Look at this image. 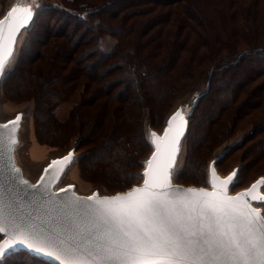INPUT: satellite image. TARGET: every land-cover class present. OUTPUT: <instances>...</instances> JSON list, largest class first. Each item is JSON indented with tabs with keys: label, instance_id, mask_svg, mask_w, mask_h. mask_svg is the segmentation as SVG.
I'll use <instances>...</instances> for the list:
<instances>
[{
	"label": "rangeland",
	"instance_id": "rangeland-1",
	"mask_svg": "<svg viewBox=\"0 0 264 264\" xmlns=\"http://www.w3.org/2000/svg\"><path fill=\"white\" fill-rule=\"evenodd\" d=\"M12 1L13 0H0V17L3 15L7 5ZM58 1L59 0H37L39 7H36L37 3H34L33 7L38 11L42 8L37 13L38 15L41 11ZM237 1L241 2L240 5L243 7L242 16L230 17V15H228L227 21L229 25L225 30L221 27L219 22L214 21L210 24L207 18L208 15L198 16V20L203 21V31L208 29L206 34L207 40L205 44L197 47L194 45L196 37L194 38L192 34L187 36L189 39L183 46L182 52V58H185L183 59L186 63L185 66H188L187 75H185L184 79H176L168 84H164L163 81L160 80H149L152 84L155 83L149 91L146 88L148 87L147 84L149 81L133 87H128V78L124 79L122 77L121 81H118V77L122 71L120 66L126 67L125 63H122V65L121 63H115L119 65L120 69H118V71H116L117 69L110 70L107 78L102 76L105 68L91 70L86 69L83 63H78L75 72H72L70 68L66 71V74L69 75L72 81L70 84H62V82L54 83L59 86L60 91L59 94L55 96V100L50 107L53 113L49 111L48 114L45 113L44 116L37 118V120L34 117V110L39 107L40 101L35 98H29L31 97L29 93L41 82L34 81L30 78V81L27 83L24 80H20V77L16 80H12L13 76H9L20 57L21 46L27 31L23 32L13 61L8 66V69L11 70L5 75L0 85V123L13 119L17 114L23 115L17 132V144L12 152L13 163L21 170L22 179L30 184H34L40 176L44 166L47 165L51 159L62 156L63 153L70 148H75V158L78 157L81 159L85 152L88 157L84 158L86 160L83 159L80 163L78 159V161L74 162L66 169L58 185L55 187V190L67 184H71L74 186L75 192L79 194H90L94 190H97L100 194L123 191L125 188H120L126 181L122 178L135 177L133 172L137 175V171L141 167L140 161L149 152L150 146L149 149H145L142 146L132 145L134 151L138 152L135 159L139 158L138 162L140 167L135 169L136 163H132L131 170H129L130 164H127L129 161H127V163H118L120 160L117 159V165L111 162L116 160L111 159L112 153L115 152L113 147L109 152H102V150H100L101 153L97 154L94 153V151L102 146V143L100 144V142L96 141L94 138L85 140L84 143L81 142L82 138L88 137L87 129L86 127H82L85 128V131L80 133H76L75 130L82 122L87 121L88 123L91 117L94 116L95 103L101 101L97 99L98 97H96V93H94L98 83L103 86V92L109 89L110 92H112L111 96H115L116 94L121 95V92L124 93L123 97H120L121 101H117V99L110 97L107 98V96L102 97V101L108 103L109 109L113 110L116 108L113 114L116 113L119 115V120L122 122L121 126L124 130L129 129L128 122L126 121L127 113L131 114L133 110V114L136 113L134 116L141 118V116L143 117L145 114H143V110L146 112L149 108L148 110H150V113L145 117L144 122L150 125L152 129L159 132L162 129L166 116L173 109L179 108L185 112L188 111L191 98L201 91H204L208 78L211 80L210 93L204 98L203 104L201 103L196 111L193 119L194 123L191 127L192 131L188 134V127V132L182 142L181 152L173 173L176 182L183 185H193L201 182L202 184L200 186L206 187L207 163L209 160L218 156H220V159L217 161L216 167L221 175L226 174L233 167L239 169V174L235 181V185L239 183V187H232V192L246 187L250 181L258 176H264V114L260 116L259 120L253 121L257 124V127L254 129V134L250 135V132L253 131V125L252 123H246L244 119L234 127L226 128V125L224 127V118L221 115L224 112L220 109V106H224L227 101H233L232 93L240 86L238 83L231 82L232 80L228 78L230 75L232 77L234 72L229 71L230 69L225 70L223 68L230 66L229 64L233 61L232 59L243 50L256 52L264 48V0ZM135 2H138V0H135ZM41 4L43 6L40 8ZM219 4L223 5L224 8L222 11L224 14H227L226 7L230 6V0H227L226 3L220 1ZM235 5L237 6L236 0ZM128 9L132 10V7H128ZM241 17L246 20L249 25L245 29L240 26L243 21L240 20ZM45 18L46 17L41 18L36 28L41 29L43 27L45 24L44 20L46 21ZM143 19L144 18H136L138 21ZM52 20H56L55 15ZM133 20L134 18L131 20L127 19L124 28H129ZM49 22L50 20L47 21L46 24ZM252 23H254L255 26L250 29ZM139 24L140 23L137 22L135 26L138 25L139 27ZM72 25L73 23H71L69 27H72ZM56 26L58 25L54 24L51 31H53ZM230 29L232 32L224 42V37H222L221 34ZM138 32V29L137 31L134 29L128 31L124 41L132 42ZM176 32L177 31L172 32L171 38H175ZM177 33L181 39L186 37V30L183 34ZM34 34L35 33L31 35V38H33ZM64 40L63 38L58 39L60 42ZM117 42L121 43L116 36L105 33L100 36L99 46L104 52H107L113 49ZM32 43L33 41L28 44V51H26L27 55L25 57L27 60L38 50L37 48L34 50L30 47ZM68 43L71 44L70 42ZM42 51V59L40 58L36 64L27 65L25 62V71L23 73L26 75L27 79L29 76L32 77V71H36L37 69L38 71H47L50 68L48 65L49 62L47 60L46 62L44 61V59H47L50 55L45 56L49 53L44 50ZM173 51L175 56L174 48ZM89 60L91 63L94 58L90 57ZM247 62L240 65L239 68L234 69V77L240 78L241 81H244V79L252 75L254 71H259L252 69V64H255L254 61L250 62L248 60ZM149 63H151L152 66L161 64V62L154 60L146 61L144 64L146 68L150 67ZM256 65L258 68L260 65L264 66V59H262L260 63H257L256 60ZM111 67L112 65L107 69ZM177 70L183 71V68ZM5 80L7 81L3 84ZM261 81H264V77H262L259 82ZM46 84L47 87H45V91L52 87L48 82H46ZM218 84L225 85L222 86V89L216 90L214 85L216 86ZM225 94H227V96H225ZM209 99H212V101L215 99V103L212 104V101H209ZM131 103L133 106L130 105ZM146 106L148 107L146 108ZM208 109L209 111L207 112ZM210 113H213L212 116H209ZM225 113L228 114L226 111ZM192 114L193 112L191 116ZM191 116L189 117V126ZM204 116H206L207 119ZM102 120L104 121L103 124L110 122L108 115H105ZM36 126L37 128L39 126V129H35ZM36 130L37 133L41 135V143H39L36 138ZM149 137L150 135L148 134V139ZM235 145H238V147H234ZM127 153L129 152L127 151ZM129 171L131 172L129 173ZM122 175L125 176L123 177ZM134 180L135 179H131L133 184H138L141 181V179ZM262 190L264 192V187ZM259 206L262 207L264 214V204ZM5 264L35 263H32L28 259L17 257L10 261H6Z\"/></svg>",
	"mask_w": 264,
	"mask_h": 264
},
{
	"label": "snow or ice",
	"instance_id": "snow-or-ice-1",
	"mask_svg": "<svg viewBox=\"0 0 264 264\" xmlns=\"http://www.w3.org/2000/svg\"><path fill=\"white\" fill-rule=\"evenodd\" d=\"M33 18L32 7L17 6L0 20V79L13 61L18 36L29 30ZM22 118L17 114L0 124V264L18 249L59 264H264V216L251 207L252 201L264 204V179L230 197L237 170L217 179L218 156L209 166L211 192L171 186L186 126L181 110L169 119L163 138L149 137L155 152L143 175L124 178L142 179L143 185L111 197L68 196L71 185L57 193L45 188L40 196L45 176L55 172L59 181L76 162L74 150L53 160L37 185L20 179L12 152ZM16 185L36 190L28 193L29 207L39 200L35 213L25 214L20 199L6 196Z\"/></svg>",
	"mask_w": 264,
	"mask_h": 264
},
{
	"label": "trees",
	"instance_id": "trees-1",
	"mask_svg": "<svg viewBox=\"0 0 264 264\" xmlns=\"http://www.w3.org/2000/svg\"><path fill=\"white\" fill-rule=\"evenodd\" d=\"M220 1L224 3L227 2V0H138V2H135V0H59L41 11L35 17L23 40L20 57L9 76H13L12 80H16L20 77V80H24L27 83L30 81V78L34 81L41 82L29 93V96H31L29 98H35L40 101L39 107L34 110V117L36 120L44 116L45 113L48 114L49 111H52L50 107L55 100V96H57L60 91L59 86L54 83L62 82V84H70L72 81L69 75L66 74V71L70 68L72 72H75L78 63H83L86 69L91 70L105 68L102 74L105 78L108 77V72L110 70L117 69L116 71H118V69L122 68L118 81H121L122 77L124 79L128 78V87L140 85L152 79L163 81L164 84L173 82L176 79H184L185 75H187L188 66H185L186 63L185 60H183L185 58H182V52L183 46L189 39L187 36L192 34L194 38L196 37L194 45L197 47L205 44L207 40L206 34L208 29L203 31V21L198 20V16L208 15L207 18L210 24L214 21L219 22L224 30L229 25L227 21L228 15H230V17L242 16L243 7L240 5L241 2L236 0V6L235 0H230V6L226 7L228 13L224 14L222 11L224 7L219 4ZM128 7H132V10H129ZM54 15L56 20H52ZM42 17H46V21L44 20L45 24L49 20L50 22L46 25L44 24L41 29L36 28ZM132 18H134V20L131 26L125 29V21L127 19L131 20ZM136 18L144 19L138 21ZM203 20L205 21L204 18ZM240 20H243L240 25L242 28L244 27L245 29L249 26L247 21L242 17ZM137 22L140 23L139 27L138 25L135 26ZM71 23H73V25L69 27ZM54 24L58 26L51 31ZM254 26L255 24L252 23L250 29ZM132 29L135 31L138 29L139 32L132 42H125L124 38L127 36L128 31ZM185 30L186 37L181 39L177 32L183 34ZM174 31H177L175 33V38H171V34ZM231 32L232 30L230 29L221 34V36L224 37V42L228 39V35L231 34ZM33 33L35 34L33 38H31ZM105 33L113 34L121 41V43L117 42L114 48L107 52H104L99 46L100 36ZM60 38L65 40L60 42L58 41ZM214 40L216 41L215 38ZM32 41L33 43L30 47L34 50L37 48L38 50L27 60L25 58L27 55L26 51H28V44ZM173 48L175 49V56ZM42 50L49 53L45 56L50 55V57L44 59L45 62L46 60L49 62L48 65L50 68L47 71H38V69L32 71V77L29 76L27 79L26 75L23 73L25 71V62L27 65L36 64L40 58L42 59ZM90 57L94 58L91 63L89 60ZM262 59H264V48L256 52L243 50L232 59L233 61L229 64L230 66L223 68L225 70L230 69L229 71L235 74L234 69L239 68L240 65L249 60L250 62H255V64H252V69L259 70L254 71L253 74L244 79V81L234 77V74L232 77L231 75L228 77L232 80L231 82L238 83L240 86L232 93L233 101H227L224 106H220V109L224 112L221 114L224 118V127L225 125L226 128L234 127L244 119L246 123H252L253 131L250 132V135L254 134V129L257 127V124L253 121L259 120L260 116L264 114V81L259 82L261 78L264 77V66L260 65L258 68L256 65V60L257 63H260ZM150 60L161 62V64L152 66V64L149 63L150 67L146 68L144 65L145 62ZM115 63H121V65L125 63L126 67L120 66L119 68V65ZM110 65H112V67L107 69ZM179 68H183V71H178L177 69ZM99 79L101 80L100 77ZM6 81L7 80H5L3 84H5ZM46 82L52 85V87L45 91V87H47ZM154 84L149 81L147 84L148 87H146L147 90L150 91ZM206 84L209 88L208 92L199 100L193 110L188 134L192 131L191 127L194 123L193 119L196 111L204 98L210 93V78L207 79ZM223 85L225 84L214 85V88L219 90L222 89ZM102 89L103 86L98 83L94 93H96L97 99L101 101L95 103L94 116L91 117L88 123L87 121L82 122L80 125L81 127L77 126L75 131L76 133L83 132L85 128L82 127H86L88 137L82 138L81 142L84 143L85 140L94 138L96 141H99L100 144L102 143V146L94 151V153L99 154L101 153L100 150H102V152H109L113 147L115 152L112 153L111 159L116 160L111 162L117 165V159L120 160L118 163H127V161H129L127 163L130 164L129 170H131L132 163H136L135 169H138L140 167L138 162L139 158L135 159L138 152L134 151L132 145L149 149V144L145 138L144 120L148 113H150V110H148L149 108L146 112L143 110V114H145L143 117L141 116V118L134 116L136 113L133 114V110L131 114L127 113L126 121L128 122L129 129L124 130L121 126L122 122L119 120V115L116 113L113 114L116 108L111 110L108 107V103L102 101V97L104 96L121 101L120 97H123L124 93L121 92V95L116 94L115 96H111L112 92H110L109 89L105 90V92H103ZM225 96H227V94H225ZM209 101H212V99H209ZM213 103H215V99H213L212 104ZM130 105L133 106L132 103ZM147 107L148 106H146V108ZM208 111L209 109L207 112ZM225 111L228 112V114L225 113ZM212 114L210 113L209 116H212ZM105 115L109 116L110 122L103 124L104 121L102 118ZM36 128L37 126L35 129ZM37 129H39V126ZM35 134L38 142L41 143V135L37 133V130ZM238 145L234 147H238ZM127 151L129 153H127ZM86 154L85 152L81 159H79V163L82 162L84 158L88 157ZM130 172L131 171H129V173ZM133 174L135 177L138 176L134 172ZM122 176L124 177L125 175ZM132 182L133 181L126 182L120 189L128 188ZM201 184V182H198L193 185L199 186ZM236 187H239V183L233 186V188ZM17 257L28 259L35 264H47L25 253L10 255L6 258V261H10Z\"/></svg>",
	"mask_w": 264,
	"mask_h": 264
},
{
	"label": "water",
	"instance_id": "water-1",
	"mask_svg": "<svg viewBox=\"0 0 264 264\" xmlns=\"http://www.w3.org/2000/svg\"><path fill=\"white\" fill-rule=\"evenodd\" d=\"M36 3H37V0H35V4H36ZM33 5H34L33 0H13L11 3H9V4L7 5V7H6V9H5L3 15L0 17V20H4V19H6L7 14H8V13L12 10V8H14V7H17V6H18V7H21V8H24V7H32V8L34 9ZM42 6H43V5L41 4V5H40V8H41ZM40 8H39V9H40ZM41 9H42V8H41ZM41 9H40V10H41ZM40 10H39V11H40ZM39 11L34 9V18H33V21H34V19H35L37 13H38ZM16 15H19V14H16ZM33 21L31 22V25H32ZM23 32H24V31L22 30V33H23ZM21 35H22V34H21ZM21 35L18 36L17 43L14 45V54H15V52H16V49L18 48L17 46H18V43H19V40H20ZM11 68H12V67H11ZM10 70H11V69H7V71L5 72L3 78L0 79V85H1V82H2V80L4 79L5 75H6L7 73H9ZM207 91H208V86H207V84H206V88L204 89V91H201L199 94H197V95H195V96H193V97L191 98V104H190V106L188 107V111L185 112V111L181 110V111H182V114H183L184 117H185L186 126H185V129H184V136L181 138V141H180V144H179V152H178V154H177V161H178V158H179V155H180V152H181L182 142H183V140H184V138H185V136H186V134H187V132H188V127H189V117L191 116V113L193 112L194 108H195L196 105L198 104L199 100H200V99H201V98L207 93ZM178 109H179V108H177V109H173V110H172V111L166 116V118H165V120H164V122H163V125H162V129H161L159 132L156 131V130H154V129H152V127H151L150 125H147L146 122H145V124H146V125H145V138H146L147 143H148L149 146H150V150H149V152L144 156V158L140 161L141 168L137 171V175H138V176H142V175H143V173H144V171H145V168H144L143 166L146 165L147 161H148L149 159H151L153 153L155 152V147H154L153 145H151V143H150V141H149V139H148V134L151 136V134L154 133V134L157 136V138H163L164 131H165V128H167V126H168V121H169V119L174 115V113H175ZM179 110H180V109H179ZM15 117H16V116H15ZM15 117H14L13 119H15ZM13 119H10V120H13ZM10 120H7L6 122H4V123H0V124H5V123H7V122L10 121ZM16 138H17V133H16ZM74 149H75V148H74ZM74 149H73V148H72V149L70 148V149H68L65 153H63L62 156L57 157V158H54V159H51V160L48 162V164L45 165L44 168L42 169V172L40 173V176L38 177L37 181H36L34 184H30L29 182H28V184H29V185H37L38 183H40V177H41L42 175H44V170H45L46 168H48L49 164H50L53 160L61 159L62 157L66 156V155L68 154L69 151H73ZM12 156H13V155H12ZM75 156H76V155H75V153H74V158H75ZM219 157H220V156H219ZM78 159H79L78 157L75 158L76 161H78ZM216 160H217V157H216V158H213V159H211V160H209L208 163H207V187H205V186H200V185H199V186H195V185H183V184L177 183L176 180H175V178H174V174H173V173H174V169L176 168V165L174 166V169H173V171H172V175H171V177H170V183H171V186H172L173 188H179V189H181V190H187V189H190V188H192V189H196V190H200L201 188H205V190L211 192V191H212V188H211L210 185H208V179H209V177H208V172H209V166L212 164L213 161H216ZM12 163H13V160H12ZM13 164H14V163H13ZM176 164H177V162H176ZM14 166H15L16 168L19 169V167L16 166L15 164H14ZM19 170H20V169H19ZM234 170H237V176H238V174H239V169H238L237 167H233L232 169H230V170H229L226 174H224V175H221V174L218 172L217 167H215L216 176H217V179H219V180H224V179H226V178H227V177H228V176H229ZM65 171H66V170H65ZM55 175H56V173H55V172H52L50 175L45 176V180H44V182H43L44 187L41 188V189L39 190V194H40V196H44V195H45V192H44V189H45V188L50 189V191H51L52 193H57V192H59V190H60L61 188H67L69 185H71V184H67V185H65V186H63V187H61V188L55 190V187L58 185L59 181L61 180V178H62V176H63V175H62V176L60 177L59 181H56V180H55ZM18 176H19L20 179L23 178L22 175H21V170L19 171ZM236 178H237V177H236ZM261 179H264V176H258V177L255 178L254 180L250 181V182L247 184L246 187H243V188L237 189V190H235L234 192L231 191V189H232L233 186H230V187H229V191H228V195H229L230 197H233V196L238 195L239 193H242V192H244V191H247L249 188H251V186H252L253 184H255L258 180H261ZM23 180H24V179H23ZM235 181H236V179H235ZM235 183H236V182H235ZM142 185H143V180L141 179L140 183H138V184H137V183H134V184L132 183L128 188H125L123 191H116V192H112V193H110V194H100L97 190H94V191L91 192L90 194H79V193H76V192H75V188H74V186L71 185V186H73V187H72L71 191H70L67 195H68V196H77V197H81V198H87V197H89V196H92V195L95 193V194H97L98 197H111V196H115V195H120V194L126 193V192L130 191L132 188H134V187H140V186H142ZM6 186H7V183H6ZM263 187H264V186H262V187L260 188V195H261V196H264V192H263V190H262ZM29 192L35 193L36 190H35V189H28L27 185H23V186H21V185H16V186L14 187V191H13V193H7V192H6V196H10V195H11V196H14V198H16V199H20L21 202L24 203L25 206H26V207H25V214H27L28 211H31V212L35 213L36 210H37V205L39 204V200L37 201V203H35V204H31V206L29 207V206H28L29 201H31V199H32V197H31L30 195H28ZM64 196H65V194L61 193V198H64ZM261 204H262V203H258V202H256V201H252V202H251V207H252L255 211H257L258 213H260L261 216H264V214H263V209H262V207L259 206V205H261ZM17 253H25V254H27V255L33 257V258H36V259H38V260H40V261L45 262V263H47V264H59V262L53 261V260H51V259L48 258V257H45V256H43V255L33 254V253H30V252L25 251V250H19V249H18V250H17Z\"/></svg>",
	"mask_w": 264,
	"mask_h": 264
}]
</instances>
